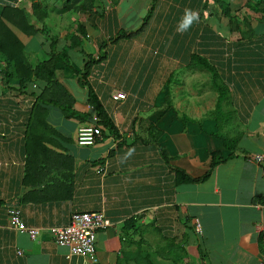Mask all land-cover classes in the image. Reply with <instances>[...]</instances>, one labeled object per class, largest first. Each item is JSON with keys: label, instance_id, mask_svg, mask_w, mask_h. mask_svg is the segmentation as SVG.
<instances>
[{"label": "crops", "instance_id": "obj_1", "mask_svg": "<svg viewBox=\"0 0 264 264\" xmlns=\"http://www.w3.org/2000/svg\"><path fill=\"white\" fill-rule=\"evenodd\" d=\"M226 1L224 17L212 0H27L18 9L36 32L2 21L26 53L67 51L69 68L55 75L84 119L49 107L59 138L42 134L27 156L28 106L0 64V264H259L264 166L251 159H264V0ZM186 13L196 18L181 32ZM86 60L114 133L77 146L76 130L94 117L71 71ZM115 92L124 99L112 101ZM175 171L198 181L175 184ZM9 206L36 239L8 228ZM79 212L110 223L96 234L95 263L67 257L49 234Z\"/></svg>", "mask_w": 264, "mask_h": 264}, {"label": "trees", "instance_id": "obj_2", "mask_svg": "<svg viewBox=\"0 0 264 264\" xmlns=\"http://www.w3.org/2000/svg\"><path fill=\"white\" fill-rule=\"evenodd\" d=\"M216 6L220 9V13L225 17L228 13L226 8V0H212ZM31 10L34 12V16L40 22L46 17L44 7L40 3H34L31 5ZM37 10V11H36ZM149 11L145 15L143 22L147 19ZM2 21L11 24L15 28H18L26 35H31L37 30L27 24L23 13L18 8H11L10 6H4L0 11V64L4 65L6 72L4 76L17 82V88L25 90L30 83H35L37 90L34 96V102L27 112L26 125L24 130V152L28 156V147L30 142L41 143L42 134L50 133L59 138L58 134L50 128L45 118L47 115V109L49 107H55L59 110L61 115L65 119H76L83 121L82 117L77 112L73 111L72 105L74 99L64 89V87L56 79V72L62 71L64 68H69V60L67 59V51L64 49L60 52H54L49 54L48 59L38 61L36 63L30 62L28 54L24 51L23 46L14 37V35L7 29ZM117 34L123 35V33L117 32ZM71 46V45H70ZM69 46V47H70ZM90 62L84 61L79 70H71L76 78L77 85L86 90V102L90 109L93 111L95 118L94 125L101 129L114 133L113 125L111 121L105 116L101 105L96 99L95 95L87 84V76L89 74ZM102 132V131H101ZM37 134V136H36ZM102 134V133H101ZM35 136V137H34ZM35 139V140H34ZM223 143L227 150H233L235 143L233 140L223 138ZM98 141V140H97ZM96 142V141H95ZM211 156V158H213ZM214 162H210L209 170L204 176L199 179L203 180L208 176L210 169L213 167ZM198 181L191 180L183 175L181 172H174V183L181 184L187 182ZM133 222L129 220L124 222L125 229ZM137 264H150L148 260L143 257H139Z\"/></svg>", "mask_w": 264, "mask_h": 264}, {"label": "built area", "instance_id": "obj_3", "mask_svg": "<svg viewBox=\"0 0 264 264\" xmlns=\"http://www.w3.org/2000/svg\"><path fill=\"white\" fill-rule=\"evenodd\" d=\"M25 1L27 0H9V4L12 8H18ZM27 86L22 92L29 110L34 102L37 86L35 83H30ZM110 98L112 101H121L124 99V94L115 92ZM91 121L93 125L83 126L76 130L74 142L77 146H91L101 138L102 129L94 125V117ZM251 160L255 164L264 166V159L261 155H255ZM5 215L9 229L20 234H25L30 240L36 239L38 229L25 226L20 219L19 211L16 207H6ZM109 226L110 223L101 212H79L72 213L66 225L51 227L49 234L57 247L66 249L67 257L80 256L87 258L91 263H95L94 245L96 234L98 231L104 230ZM194 231L199 233V225L197 223L194 225ZM260 244L264 245V234L260 236ZM17 255H20V253L17 252ZM259 264H264V256L260 258Z\"/></svg>", "mask_w": 264, "mask_h": 264}, {"label": "clouds", "instance_id": "obj_4", "mask_svg": "<svg viewBox=\"0 0 264 264\" xmlns=\"http://www.w3.org/2000/svg\"><path fill=\"white\" fill-rule=\"evenodd\" d=\"M196 18L195 13H186L185 18L183 19V22L180 25L179 31H185L188 29V27L191 25L192 21Z\"/></svg>", "mask_w": 264, "mask_h": 264}, {"label": "rangeland", "instance_id": "obj_5", "mask_svg": "<svg viewBox=\"0 0 264 264\" xmlns=\"http://www.w3.org/2000/svg\"><path fill=\"white\" fill-rule=\"evenodd\" d=\"M27 53H28V59H29L30 62H32V63H36V62L42 60V58H41L40 56H38L37 54H36V55H33V54L31 55L30 52H27ZM75 63H76V61L73 60V64H75Z\"/></svg>", "mask_w": 264, "mask_h": 264}]
</instances>
